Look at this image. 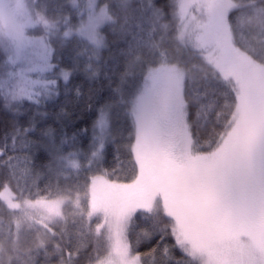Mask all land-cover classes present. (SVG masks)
I'll return each mask as SVG.
<instances>
[{"label": "snow or ice", "instance_id": "obj_1", "mask_svg": "<svg viewBox=\"0 0 264 264\" xmlns=\"http://www.w3.org/2000/svg\"><path fill=\"white\" fill-rule=\"evenodd\" d=\"M0 264H264V0H0Z\"/></svg>", "mask_w": 264, "mask_h": 264}]
</instances>
